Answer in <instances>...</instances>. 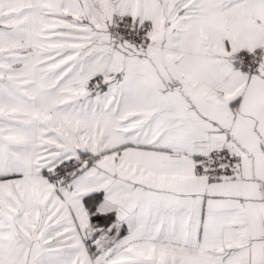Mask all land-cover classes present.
<instances>
[{"label":"snow or ice","instance_id":"6c2138e0","mask_svg":"<svg viewBox=\"0 0 264 264\" xmlns=\"http://www.w3.org/2000/svg\"><path fill=\"white\" fill-rule=\"evenodd\" d=\"M0 264H264V0H0Z\"/></svg>","mask_w":264,"mask_h":264}]
</instances>
